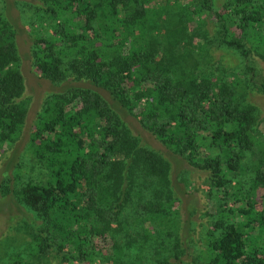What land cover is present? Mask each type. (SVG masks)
Here are the masks:
<instances>
[{
	"label": "trees",
	"instance_id": "1",
	"mask_svg": "<svg viewBox=\"0 0 264 264\" xmlns=\"http://www.w3.org/2000/svg\"><path fill=\"white\" fill-rule=\"evenodd\" d=\"M24 4L34 71L65 86L45 96L27 140L26 152L45 178L18 182L15 189L41 222L25 258L16 254L6 264L48 258L144 264L148 248H158L156 264H177L188 253V237L178 235L171 208L180 199L169 182L170 168L129 134L122 113L206 175L216 204L196 258L203 264H264V142L257 138L254 108L244 101L249 91L264 95V76L247 63L252 55L264 61V0ZM206 20L213 33H197L203 36L194 63L168 54V35H184L187 26H205ZM14 37L11 21L0 16L1 153L18 139L27 106L17 100L22 78ZM207 46L237 54L241 70L230 78L217 75L206 66ZM246 169L250 176L241 183ZM9 189L1 185V195ZM127 211L134 214L138 237L128 231ZM157 226L168 243L153 235ZM170 245L173 252L165 254Z\"/></svg>",
	"mask_w": 264,
	"mask_h": 264
},
{
	"label": "rangeland",
	"instance_id": "2",
	"mask_svg": "<svg viewBox=\"0 0 264 264\" xmlns=\"http://www.w3.org/2000/svg\"><path fill=\"white\" fill-rule=\"evenodd\" d=\"M29 0H0V16L9 19L15 28V45L18 54V70L22 78V88L20 89L17 100H25L27 103L25 117L21 127V133L18 139L7 149L0 152V264H6L7 261L16 257H24V249L27 248V243L30 241V236L34 229L39 224L40 219L24 204L18 201L15 196V189L18 187V182L24 180H43L45 172L33 163L32 158L26 152L27 140L29 133L32 130L36 113L39 111L45 96L51 91H58L65 86V82H50L39 77L34 71L30 63V32L29 21L25 10L27 5L25 2ZM219 3V0H215ZM25 12V13H24ZM204 20V18H203ZM27 21V22H26ZM205 22V21H204ZM168 27V25H166ZM187 26V31L179 33L178 36H167L166 40L172 42L167 47V52L175 59H184L188 64H192L193 56H197L196 49L198 43L202 41V33L205 31V36L210 37L213 33L212 24L206 20L205 26L196 23ZM198 28V29H197ZM164 30H166L164 28ZM195 30V31H194ZM202 30V31H201ZM194 32V33H192ZM39 34H42L39 32ZM177 40L175 44L173 41ZM181 43V45H180ZM189 44V45H187ZM206 55L208 57L206 66L222 78H230L232 72L241 70V60L237 54L231 50H224L217 47H206ZM181 55V56H180ZM248 65L253 68V71L264 76V61L256 55L248 58ZM104 98L107 94L100 91ZM244 101L249 102L254 108L255 128L260 135L258 139L264 142V95L249 91L244 97ZM122 122L126 126L129 134L138 139V142L160 155L168 164L169 182L171 181L172 188L176 190L179 201H174L172 209L176 211L178 218V235L185 234L188 237L187 247L188 253L181 255V261L177 264H203L202 261L196 258L199 250L203 247L202 238L206 229L213 221V212L215 208V197L208 194L206 187V175L199 169H196L189 164L182 155L174 154L166 150L160 142L148 131H146L133 117L122 113ZM249 159L250 155H246ZM17 170L21 178H12L13 171ZM250 170L246 169L242 177L239 179L241 183H245L250 176ZM138 181H142L138 179ZM12 182H15L14 186ZM8 183L10 186L9 192L1 195V185ZM147 193V192H146ZM261 196V202L264 204V198ZM128 231L133 232V236L140 232L138 226L134 225V214L126 212ZM184 226H187L189 233L186 234ZM127 227V226H126ZM125 227V228H126ZM158 233L153 235L159 240H166L163 232V227L157 226ZM155 231V230H154ZM124 232V230H123ZM119 234V241L124 239V233ZM135 233V234H134ZM118 240V236L116 237ZM168 243V242H167ZM152 244V243H151ZM169 245V244H168ZM172 245V244H171ZM167 248V253L173 252V246ZM158 248H148L144 251L142 261L144 264H156L154 252ZM160 256L165 254L160 253ZM30 264H73L71 262H60L57 258H48L40 260H32Z\"/></svg>",
	"mask_w": 264,
	"mask_h": 264
}]
</instances>
